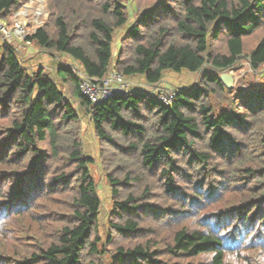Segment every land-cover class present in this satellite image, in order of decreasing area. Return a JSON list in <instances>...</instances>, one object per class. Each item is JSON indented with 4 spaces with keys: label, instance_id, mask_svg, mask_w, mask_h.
I'll return each instance as SVG.
<instances>
[{
    "label": "trees",
    "instance_id": "16d2710c",
    "mask_svg": "<svg viewBox=\"0 0 264 264\" xmlns=\"http://www.w3.org/2000/svg\"><path fill=\"white\" fill-rule=\"evenodd\" d=\"M26 1L0 0V21ZM46 7L23 42L36 55L0 41V264H264V78L239 92L220 79L243 64L264 73V0ZM37 56L55 71L32 70ZM76 66L150 86L165 71L200 75L170 105L138 90L92 106ZM96 158L109 194L103 222Z\"/></svg>",
    "mask_w": 264,
    "mask_h": 264
},
{
    "label": "built area",
    "instance_id": "2783aa9c",
    "mask_svg": "<svg viewBox=\"0 0 264 264\" xmlns=\"http://www.w3.org/2000/svg\"><path fill=\"white\" fill-rule=\"evenodd\" d=\"M30 1L35 2V8H32L36 20L31 23L32 26H27L28 17L30 12L26 7ZM47 0H27L18 11L13 15V28L8 29L5 22L0 21V41L8 43L16 47L17 49L24 50L27 46L24 42L27 35L31 32H35L38 28L44 25L49 12L46 7ZM30 29V30H29ZM72 74L79 81V90L81 95L89 101L92 106L102 105L106 100L112 96H127L129 92L138 90H152L156 96V100L164 105H170L176 95L180 92V88L173 87L168 84L159 83L154 86L139 84V82H132L123 74L115 71L109 72L107 76L102 79L90 78L82 68L76 66L71 68ZM250 73L251 69L245 73ZM243 76V75H242ZM237 77L234 79V84H236Z\"/></svg>",
    "mask_w": 264,
    "mask_h": 264
},
{
    "label": "rangeland",
    "instance_id": "374dc122",
    "mask_svg": "<svg viewBox=\"0 0 264 264\" xmlns=\"http://www.w3.org/2000/svg\"><path fill=\"white\" fill-rule=\"evenodd\" d=\"M27 5H28V7H26V8H27L28 11H32V8H35V2L34 1H30ZM134 9H135L134 5L133 6L129 5L128 6L129 14L132 15ZM32 12H33V14L30 12L31 15H29V17H28V21L29 22L27 23V26H32L31 23L36 20V17L34 15V11H32ZM12 22H13V17L9 20V22L7 24L9 30H12V28H13ZM126 27L127 26H125L124 29H122L120 31V33H119L120 35L124 34V32L127 29ZM20 44L22 45L23 42L20 41ZM113 50L116 53L117 47H114ZM34 51H35V49L27 46L24 50H21V53L19 54V56L27 58L28 56H32V54L36 55V51L35 52ZM32 52H34V53H32ZM25 56H27V57H25ZM34 59L35 58H31L29 60V62L32 65L36 63L34 61ZM42 59H44L45 62L48 63L50 58H48L47 56L39 58V60H42ZM64 60L62 58V61L66 62V59H64ZM50 67H49L48 70H50ZM78 67H80V66H78ZM248 68L249 67H248L247 64H243V65H238V66H236V68H233V69H231V70L226 72V73L231 74L234 79H235V77L238 78L237 81H236L237 88L235 89L234 92H239V90L240 91H248L251 88L259 89L261 87L262 79L264 78V73L263 72H260L258 74L248 73V74H246L245 79H241L239 81V78L242 77V75L248 70ZM51 72L52 71H50V73ZM199 75L200 74L198 72H189V71L184 70V69L180 73H174V72H171V71H165L163 73V80H165L166 82L162 81V83L168 84V85H173L174 84V86H176V87L185 88L186 90H192L197 85V82H198V79H199ZM135 78L136 79L142 78L141 80H144L143 77H137L136 76ZM132 82H139V80L132 81ZM167 82H169V83H167ZM139 84L142 85L141 82H139ZM149 91H150V93L153 92L151 90H149ZM84 127L86 128V132H85L86 145H88L87 146V153L88 154H90V153L93 154L94 149H93V145H91V143L93 144V142H92L93 138L90 137V136H92V135H90L91 134V130H92V125L88 122V123L84 124ZM89 167H90V173H91L92 177L94 178V180L100 186V193L102 195V208H101L100 220H101V222H103L105 220V215L109 211V199H108L109 194H108V191H107L108 189H107L106 183H105V177L102 174L101 163H100V160L98 158H96L95 162L91 163Z\"/></svg>",
    "mask_w": 264,
    "mask_h": 264
},
{
    "label": "crops",
    "instance_id": "0c3cea01",
    "mask_svg": "<svg viewBox=\"0 0 264 264\" xmlns=\"http://www.w3.org/2000/svg\"><path fill=\"white\" fill-rule=\"evenodd\" d=\"M29 47H31V48H33V49H35L32 45H30ZM36 51V50H35ZM34 51V52H35ZM34 52H32V53H34ZM32 56H34V54H32ZM39 58H42V56L41 57H39V56H37V57H35V59H34V61L36 62L35 64H31L30 62V67H31V69L32 70H35L36 69V67H38V66H41V67H43V68H45L46 70H48L49 69V67H50V71H55V69L57 68V64H54V63H50V65L47 63V62H45V60L44 59H42V60H39ZM64 59H66V62H71L72 61V59H70L69 57H66V58H63V60ZM65 61V60H64ZM47 63V64H46ZM29 65V64H28ZM49 65V66H48ZM49 71V70H48ZM49 71V72H50ZM136 76H134V77H131V78H128L130 81H136V80H139V82H141L142 83V85H144V87L146 86V85H148L146 82H145V80H141L142 78H138V79H136L135 78ZM163 82H166L165 80H163Z\"/></svg>",
    "mask_w": 264,
    "mask_h": 264
},
{
    "label": "water",
    "instance_id": "95a60500",
    "mask_svg": "<svg viewBox=\"0 0 264 264\" xmlns=\"http://www.w3.org/2000/svg\"><path fill=\"white\" fill-rule=\"evenodd\" d=\"M220 79L223 82V84L226 86V88H228V89H231L235 86L234 85V78L229 73H223L221 75Z\"/></svg>",
    "mask_w": 264,
    "mask_h": 264
},
{
    "label": "bare ground",
    "instance_id": "6f19581e",
    "mask_svg": "<svg viewBox=\"0 0 264 264\" xmlns=\"http://www.w3.org/2000/svg\"><path fill=\"white\" fill-rule=\"evenodd\" d=\"M155 251V250H154Z\"/></svg>",
    "mask_w": 264,
    "mask_h": 264
}]
</instances>
